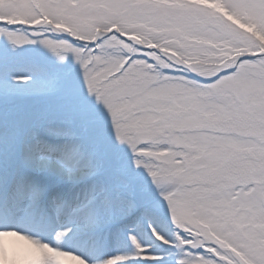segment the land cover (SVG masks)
Masks as SVG:
<instances>
[{"label":"snow or ice","instance_id":"snow-or-ice-1","mask_svg":"<svg viewBox=\"0 0 264 264\" xmlns=\"http://www.w3.org/2000/svg\"><path fill=\"white\" fill-rule=\"evenodd\" d=\"M0 264H264V0H0Z\"/></svg>","mask_w":264,"mask_h":264},{"label":"bare ground","instance_id":"bare-ground-1","mask_svg":"<svg viewBox=\"0 0 264 264\" xmlns=\"http://www.w3.org/2000/svg\"><path fill=\"white\" fill-rule=\"evenodd\" d=\"M7 243L9 247H14L16 245V239L15 238H9L7 241L4 240V238H0V244ZM69 264H75L74 261L69 262Z\"/></svg>","mask_w":264,"mask_h":264}]
</instances>
